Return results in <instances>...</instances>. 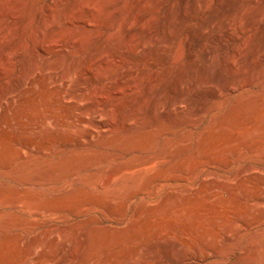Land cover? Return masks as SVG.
<instances>
[{"label": "rangeland", "instance_id": "obj_1", "mask_svg": "<svg viewBox=\"0 0 264 264\" xmlns=\"http://www.w3.org/2000/svg\"><path fill=\"white\" fill-rule=\"evenodd\" d=\"M52 1L0 0V264H264V0H60L31 59Z\"/></svg>", "mask_w": 264, "mask_h": 264}, {"label": "bare ground", "instance_id": "obj_2", "mask_svg": "<svg viewBox=\"0 0 264 264\" xmlns=\"http://www.w3.org/2000/svg\"><path fill=\"white\" fill-rule=\"evenodd\" d=\"M59 3H60V0H53L52 2H48L46 6V11H45L47 21L44 20L43 22L40 23V25L38 24L37 28L35 26L34 34L30 32L33 34L32 35L33 37H31L33 39V46L31 47V51L29 52L31 55V59H43L44 57L49 56L55 50L58 51V49L65 48L68 45L72 47L73 46L79 47L80 42L78 41V39L77 40H67L64 37H54L57 33V27L54 24V10ZM6 8L7 7H5V5L0 6V16L4 15L6 12L8 13L7 11L8 9ZM10 15H12V13ZM66 18H67L66 22H69V24H71L73 21L77 19V17L74 16L72 12L68 13ZM135 23H136V19H134L131 22V25L129 28L133 27ZM17 28L16 26L15 28L13 27L12 29H10V31L6 35L0 38L1 43L8 41L11 38V36L16 31H18ZM31 38H28V39H31ZM28 48H29L28 42L23 40L18 43L9 45L7 48L4 49V53L2 54H4V59H18L19 57L23 56L26 53Z\"/></svg>", "mask_w": 264, "mask_h": 264}]
</instances>
